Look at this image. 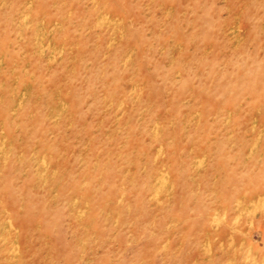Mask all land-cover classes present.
<instances>
[{"label":"rangeland","instance_id":"rangeland-1","mask_svg":"<svg viewBox=\"0 0 264 264\" xmlns=\"http://www.w3.org/2000/svg\"><path fill=\"white\" fill-rule=\"evenodd\" d=\"M0 264H264V0H0Z\"/></svg>","mask_w":264,"mask_h":264}]
</instances>
